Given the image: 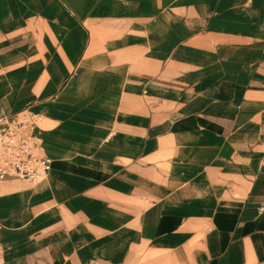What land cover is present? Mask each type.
Instances as JSON below:
<instances>
[{
	"label": "crops",
	"instance_id": "crops-1",
	"mask_svg": "<svg viewBox=\"0 0 264 264\" xmlns=\"http://www.w3.org/2000/svg\"><path fill=\"white\" fill-rule=\"evenodd\" d=\"M51 170L0 180L4 264H264V0H0V118Z\"/></svg>",
	"mask_w": 264,
	"mask_h": 264
},
{
	"label": "built area",
	"instance_id": "built-area-1",
	"mask_svg": "<svg viewBox=\"0 0 264 264\" xmlns=\"http://www.w3.org/2000/svg\"><path fill=\"white\" fill-rule=\"evenodd\" d=\"M38 120L25 111L0 118V180L37 183L48 175L51 159L42 153L35 135ZM4 263L0 241V264Z\"/></svg>",
	"mask_w": 264,
	"mask_h": 264
}]
</instances>
